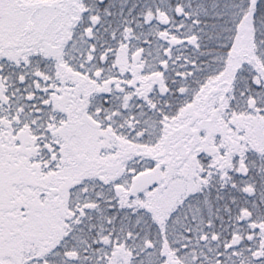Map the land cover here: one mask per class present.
I'll return each instance as SVG.
<instances>
[{
	"label": "snow or ice",
	"instance_id": "obj_1",
	"mask_svg": "<svg viewBox=\"0 0 264 264\" xmlns=\"http://www.w3.org/2000/svg\"><path fill=\"white\" fill-rule=\"evenodd\" d=\"M0 264H264V0H0Z\"/></svg>",
	"mask_w": 264,
	"mask_h": 264
}]
</instances>
